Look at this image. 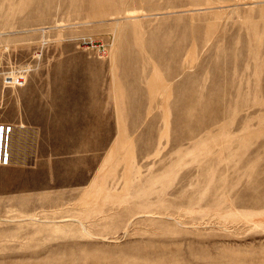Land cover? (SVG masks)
<instances>
[{"label": "rangeland", "instance_id": "1", "mask_svg": "<svg viewBox=\"0 0 264 264\" xmlns=\"http://www.w3.org/2000/svg\"><path fill=\"white\" fill-rule=\"evenodd\" d=\"M0 56V264H264V0H0Z\"/></svg>", "mask_w": 264, "mask_h": 264}, {"label": "built area", "instance_id": "2", "mask_svg": "<svg viewBox=\"0 0 264 264\" xmlns=\"http://www.w3.org/2000/svg\"><path fill=\"white\" fill-rule=\"evenodd\" d=\"M2 67V58L0 56V69ZM11 127H4V123H0V164H8L9 153V141H10Z\"/></svg>", "mask_w": 264, "mask_h": 264}, {"label": "bare ground", "instance_id": "3", "mask_svg": "<svg viewBox=\"0 0 264 264\" xmlns=\"http://www.w3.org/2000/svg\"><path fill=\"white\" fill-rule=\"evenodd\" d=\"M143 215H144V214H143ZM141 216H142V215H141ZM75 220H76V219H75ZM79 222H80V221H79ZM82 225H83V224H82ZM82 225H81V226H82ZM82 227H83V226H82ZM84 231L86 232V230H84ZM86 233H87V232H86ZM88 234H89V233H88Z\"/></svg>", "mask_w": 264, "mask_h": 264}]
</instances>
